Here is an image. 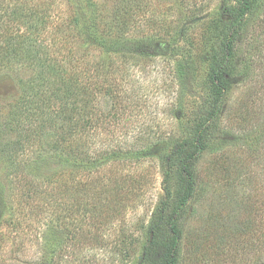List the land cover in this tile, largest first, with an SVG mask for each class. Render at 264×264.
I'll return each mask as SVG.
<instances>
[{
  "label": "rangeland",
  "instance_id": "obj_1",
  "mask_svg": "<svg viewBox=\"0 0 264 264\" xmlns=\"http://www.w3.org/2000/svg\"><path fill=\"white\" fill-rule=\"evenodd\" d=\"M45 1L54 3L53 24L63 27L70 15L82 12L84 0ZM97 1L102 5L103 24L111 25L112 32L123 31V40L130 50L136 44H144L147 54L136 56L135 60L128 55L112 56L111 60L104 57L109 65L113 62L116 66L112 69L110 66L108 72L106 66L105 84L109 88L120 85V98L112 93L102 98L103 104L112 112L119 110L120 118L109 131H103L100 139L103 146L92 141L91 152L99 148L131 151L153 145L156 155L139 163H113L104 168L100 179L108 182L109 178L114 183L117 179L116 184L127 198L125 209L116 217L108 207L109 199L99 198L95 201L98 211L95 227L90 219L82 221L85 222L82 242L73 244L67 241L68 230L72 229L74 219L82 218L54 221L48 214L33 217L19 212L21 195L12 192L11 169L0 159V264H36L41 255L38 247L42 248L41 238L45 239L51 228L61 223L65 226L57 229L54 242L64 248L60 264H160L164 245L170 239L169 229L164 225L151 242L150 228L159 222V206L166 191L173 198L181 187L182 177L172 166L170 181L166 183L158 154L171 151V139L185 133L190 114L196 113L207 99L211 65L232 21L225 9L238 4L236 0ZM246 24L247 32L237 56L241 64L220 126L231 135L251 131L262 138L253 145L244 144L237 137L240 141L234 147L215 142L203 155L198 165L200 183L179 223L182 235L176 264H264V67L254 66L253 72L245 76L242 65L258 35L260 49L253 54L256 61L264 62V0ZM64 32L77 36L67 28ZM90 50L86 54L90 58L96 54L98 60L97 50ZM28 74L22 70L0 74V114L6 115L18 101L19 80ZM245 103L258 112L255 121L248 125L241 122L246 115L241 111ZM251 124L255 127L251 128ZM221 152L244 164L243 171L235 175L238 178L233 177L230 185L224 180L226 173H219L222 168L215 164ZM110 186L112 192L115 185ZM97 222L105 224L96 229ZM131 240L135 244L129 250ZM124 243L128 244L126 248ZM148 246L152 257L145 261L142 254ZM11 251L17 255L9 254Z\"/></svg>",
  "mask_w": 264,
  "mask_h": 264
},
{
  "label": "trees",
  "instance_id": "obj_2",
  "mask_svg": "<svg viewBox=\"0 0 264 264\" xmlns=\"http://www.w3.org/2000/svg\"><path fill=\"white\" fill-rule=\"evenodd\" d=\"M260 1L236 0V7L225 9L232 21L211 65L207 83L209 95L197 112L190 114L185 133L171 139V151L158 154L164 165L166 183L170 181L172 166L182 177L174 199L170 191H166V198L159 206V222L150 228L156 237L164 225L170 232L160 264H176L182 235L179 223L200 183L198 165L203 155L215 142L234 147L239 138L244 144L253 145L262 138L251 131L231 135L220 126L227 98L236 83L237 67L241 64L237 56L239 44L247 32L246 22L256 12ZM50 3L0 0V74L20 70L29 73L19 80L21 95L18 101L6 115L0 114V159L11 169L12 192L21 195L19 212L33 217L48 214L54 221L64 217L82 218L74 219L72 229L68 230L67 241L73 244L82 242L85 223L82 221L90 219L95 227L98 212L95 201L99 198L109 199L108 207L116 217L125 209L127 198L122 187L116 184L117 179L115 183L109 178L108 182L100 179L104 168L113 163H139L156 155L153 145L131 151L99 148L91 152L92 141L94 144L99 141L103 146L100 142L103 131H109L120 118L119 110L112 112L103 104L102 98L112 93L120 98V85L109 88L105 84L106 66L107 72L110 66L111 69L116 66L113 62L109 65L104 57L111 60L112 56L128 55L135 60L136 56L147 53L144 44H136L130 50L128 42L123 40V31L112 32L111 25L103 24L102 5L97 0H84L82 12L70 15L63 27L53 24L55 18L51 8L54 3ZM64 28L76 32L77 36L64 32ZM260 41V35L253 39L249 54L242 60L245 76L253 72L254 66L264 67V62L256 61L253 54L260 49ZM90 49L97 50L98 60L96 54L93 58L86 54ZM241 111L246 113L243 116L241 112L243 125L255 121L258 112L249 109L248 104H243ZM224 152L216 157L215 164L222 168L219 173H226L224 180L230 185L233 177L243 171L241 165L244 164L225 157ZM110 184L115 185L112 192ZM97 223L96 229L105 224ZM64 226L61 223L52 227V232L44 236L45 239L41 238L42 248L38 245L41 255L36 264H60L64 248L54 242L57 229ZM134 244L131 240L129 250ZM126 245L123 246L126 248ZM9 254L16 256L17 252ZM151 257V246H148L142 260L148 261Z\"/></svg>",
  "mask_w": 264,
  "mask_h": 264
},
{
  "label": "water",
  "instance_id": "obj_3",
  "mask_svg": "<svg viewBox=\"0 0 264 264\" xmlns=\"http://www.w3.org/2000/svg\"><path fill=\"white\" fill-rule=\"evenodd\" d=\"M153 240V234H151V241Z\"/></svg>",
  "mask_w": 264,
  "mask_h": 264
}]
</instances>
